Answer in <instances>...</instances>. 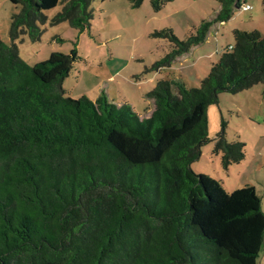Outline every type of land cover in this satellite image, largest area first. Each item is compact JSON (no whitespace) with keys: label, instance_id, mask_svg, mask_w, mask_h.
<instances>
[{"label":"trees","instance_id":"16d2710c","mask_svg":"<svg viewBox=\"0 0 264 264\" xmlns=\"http://www.w3.org/2000/svg\"><path fill=\"white\" fill-rule=\"evenodd\" d=\"M95 0H9V44L0 39V264H257L264 245L261 197L252 186L226 192L220 181L192 171L207 144L208 108L221 93L262 85L264 37L232 32L199 88L158 80L146 97L148 116L105 94L72 99L63 89L76 49L27 64L15 42L40 40L46 11L52 26L84 33ZM173 0H149L154 13ZM219 10L178 39L155 35L170 52L152 67H169L226 23L240 0H215ZM139 8L144 0H128ZM212 154L224 169L245 158L226 139Z\"/></svg>","mask_w":264,"mask_h":264},{"label":"rangeland","instance_id":"374dc122","mask_svg":"<svg viewBox=\"0 0 264 264\" xmlns=\"http://www.w3.org/2000/svg\"><path fill=\"white\" fill-rule=\"evenodd\" d=\"M244 0L234 9L233 17L224 24L214 25L207 40L189 55L176 58L169 67L153 70L156 62L169 52V43L155 35L156 31L170 29L180 40L194 34L193 27L214 17L219 4L215 0H173L154 13L149 0L139 8H131L128 0H95L91 4L94 17L91 28L84 33L70 28L67 23L52 26L49 20L62 5L45 12L48 22L41 26L38 42L23 37L15 42L19 56L29 65L45 61L52 53L68 54L76 49L81 61L74 64L63 89L72 99L82 96L90 100L105 94L117 105L127 104L142 114L151 107L146 95L158 80L180 78L187 88H199L210 65L218 54L233 45L232 32L257 31L264 37V0H246L251 10H243ZM19 10L9 0H0V39L9 44L10 18ZM210 141L201 148V157L191 164L197 174L220 181L226 192L252 186L261 197L264 212V89L262 85L230 95L221 93L218 104L207 111ZM226 123V139L245 145V158L239 164L224 169L220 155L212 154L213 140L220 121ZM264 264V245L257 259Z\"/></svg>","mask_w":264,"mask_h":264},{"label":"crops","instance_id":"0c3cea01","mask_svg":"<svg viewBox=\"0 0 264 264\" xmlns=\"http://www.w3.org/2000/svg\"><path fill=\"white\" fill-rule=\"evenodd\" d=\"M219 10V7L216 9V10H214V13H216L217 11ZM220 24H224V23H220ZM209 34V33H208ZM206 40H207V38H206ZM205 40V41H206ZM231 46V45H230ZM197 48V46L196 47H193L191 50H190V52L189 53H187V54H184V55H182V56H180V57H184V56H187V55H189L194 49H196ZM180 57H178V58H180ZM177 58V59H178ZM176 79V81L178 80V81H181L180 80V78H175ZM199 82H200V80H198ZM182 82V81H181ZM184 83V82H183ZM185 84V83H184ZM186 85V84H185ZM153 110V105H151V107L149 106L147 109H145V113H144V115L143 116H148L149 115V113L151 112Z\"/></svg>","mask_w":264,"mask_h":264},{"label":"built area","instance_id":"2783aa9c","mask_svg":"<svg viewBox=\"0 0 264 264\" xmlns=\"http://www.w3.org/2000/svg\"><path fill=\"white\" fill-rule=\"evenodd\" d=\"M243 10H251V7L246 4V0H244L242 6H240Z\"/></svg>","mask_w":264,"mask_h":264}]
</instances>
